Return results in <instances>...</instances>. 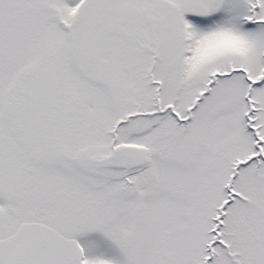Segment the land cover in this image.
Returning <instances> with one entry per match:
<instances>
[{
    "label": "snow or ice",
    "instance_id": "obj_1",
    "mask_svg": "<svg viewBox=\"0 0 264 264\" xmlns=\"http://www.w3.org/2000/svg\"><path fill=\"white\" fill-rule=\"evenodd\" d=\"M0 264H264V0H0Z\"/></svg>",
    "mask_w": 264,
    "mask_h": 264
}]
</instances>
